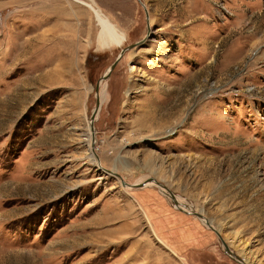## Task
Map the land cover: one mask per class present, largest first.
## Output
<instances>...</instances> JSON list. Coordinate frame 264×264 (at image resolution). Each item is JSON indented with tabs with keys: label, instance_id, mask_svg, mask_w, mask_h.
<instances>
[{
	"label": "rangeland",
	"instance_id": "obj_1",
	"mask_svg": "<svg viewBox=\"0 0 264 264\" xmlns=\"http://www.w3.org/2000/svg\"><path fill=\"white\" fill-rule=\"evenodd\" d=\"M91 10L0 0V264H264V0Z\"/></svg>",
	"mask_w": 264,
	"mask_h": 264
},
{
	"label": "bare ground",
	"instance_id": "obj_2",
	"mask_svg": "<svg viewBox=\"0 0 264 264\" xmlns=\"http://www.w3.org/2000/svg\"><path fill=\"white\" fill-rule=\"evenodd\" d=\"M78 1L83 2L87 7L91 8L93 10L94 14H95V18H96L97 24L100 26L99 34L97 36V43H98L99 46L105 47V46H109L111 44H120L123 41L124 33H122V31L118 30V28L112 22H110L108 17L102 11H100L99 8L95 7L92 2H87L86 0L85 1L84 0H78ZM100 82H101V79L99 80V84H100ZM101 99H102V97H101ZM97 110H98V108L95 109V113L97 112ZM95 113H94L93 118L95 117ZM92 130H94V129H92ZM93 133H94V131H93ZM110 171L111 172H115L113 170H109V172ZM115 173H117V172H115ZM120 178H121V176H120ZM149 181L155 182L154 179L153 180H149ZM149 181L148 182H146V181L145 182H141L142 185H139L138 187L144 186V185H148ZM122 183L125 186L136 185V183L135 184H130V183H127L125 181H122ZM138 184H140V183H138ZM156 184H158V183H156ZM159 186H161V185H159ZM162 189L163 190H167V188L164 189L163 187H162ZM167 193L169 194V191ZM169 196H170V194H169ZM176 206H178L180 208L182 207V206H179V205H176ZM182 210H185V209L182 208ZM198 217H200V218L202 217L203 219H205L202 214H200V216H198ZM226 245H227V243H226ZM224 247L227 250V254H228V252H229L228 245H227V247L226 246H224ZM239 260H240V261H238L239 264H249L247 261L243 262L242 258H239Z\"/></svg>",
	"mask_w": 264,
	"mask_h": 264
},
{
	"label": "crops",
	"instance_id": "obj_3",
	"mask_svg": "<svg viewBox=\"0 0 264 264\" xmlns=\"http://www.w3.org/2000/svg\"><path fill=\"white\" fill-rule=\"evenodd\" d=\"M77 2H79L80 4L86 6L83 2L81 1H78V0H75ZM85 1V0H84ZM87 2H92L93 5L97 8L100 9V11H102L107 17L108 19L110 20L111 17L109 15V13H112V11H118V10H121L122 9V6L123 4H131V1L132 0H86ZM87 7V6H86ZM93 15H94V12L93 10H91ZM122 12V11H120ZM95 16V15H94ZM110 22H112L110 20ZM144 186H147V185H144ZM173 201V200H172ZM176 208H178L174 203H172ZM179 209V208H178ZM179 210H182V209H179ZM149 212H151L149 210ZM151 214L153 215V213L151 212ZM169 216V214L167 213L166 217ZM171 218H174V213L172 212L171 213ZM170 220V219H169ZM156 225H159L158 222H154Z\"/></svg>",
	"mask_w": 264,
	"mask_h": 264
},
{
	"label": "water",
	"instance_id": "obj_4",
	"mask_svg": "<svg viewBox=\"0 0 264 264\" xmlns=\"http://www.w3.org/2000/svg\"><path fill=\"white\" fill-rule=\"evenodd\" d=\"M144 10H145V12H146V16H148V10H146L145 8H144ZM149 30H150V29H149V25L147 24V32H149ZM146 34H147V33H146ZM144 38H145V36H144L141 40L136 41L135 44H140V43H142ZM130 46H131V45L124 46V48H121L120 52H119L118 55L115 57V59L110 63V65L107 67V70L105 71V73L102 75L101 78H105V77H107V76L109 75V72H110L111 68H113V67L116 65L117 61H118V60L120 59V57L123 55V53H124V51L126 50V48H129ZM98 103H99V100H98V98H97V99H96L95 109H96ZM94 111H95V110H94ZM94 111H93V113L91 114V117H90V127H92V119H93V116H94V113H95ZM92 129H93V127H92ZM114 173H115V172H114ZM115 174H116L118 177H120L117 173H115ZM139 185H142V183H140V184H136V186H139ZM169 194H170L171 199H172L174 202L179 203V202H177V200L175 199V197L172 195L171 192H169ZM182 211H184V212H191V213H194V214L197 215V216H200V213H198V212H196V211H194V210H192V209H191V210H182ZM204 221H205V223L208 224V222H207L206 220H204ZM222 242H223L224 246L227 247L226 242H224L223 240H222ZM228 249H229V248H228ZM228 254L230 255V257H232V258L235 259L236 261H240V260H239V257H238L236 254H234L232 251L229 250Z\"/></svg>",
	"mask_w": 264,
	"mask_h": 264
}]
</instances>
